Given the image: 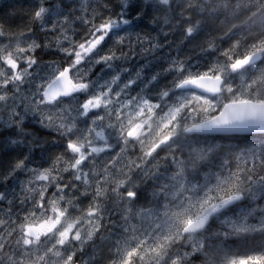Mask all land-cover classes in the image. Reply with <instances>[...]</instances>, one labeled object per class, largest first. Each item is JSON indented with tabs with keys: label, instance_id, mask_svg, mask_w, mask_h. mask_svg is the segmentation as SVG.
Here are the masks:
<instances>
[{
	"label": "snow or ice",
	"instance_id": "1",
	"mask_svg": "<svg viewBox=\"0 0 264 264\" xmlns=\"http://www.w3.org/2000/svg\"><path fill=\"white\" fill-rule=\"evenodd\" d=\"M116 7L37 0L43 39L0 22V151L24 153L0 170V264H264V141L215 142L264 135V0ZM149 9L156 36L132 30ZM206 29L203 64L125 66Z\"/></svg>",
	"mask_w": 264,
	"mask_h": 264
},
{
	"label": "rangeland",
	"instance_id": "2",
	"mask_svg": "<svg viewBox=\"0 0 264 264\" xmlns=\"http://www.w3.org/2000/svg\"><path fill=\"white\" fill-rule=\"evenodd\" d=\"M118 2H119V0H112V4H113V6H114V10H118V8L116 7L117 5H118ZM149 2H152V0H148L146 3H149ZM64 3L65 4H69V3H71V4H77V0H64ZM132 3H133V5H135V6H138V7H143L142 5H144V4H141V3H139V0H132ZM145 3V4H146ZM36 4H37V0H0V12H3L4 10H7V9H9L10 7H12V6H17V7H19V8H16V10H18V11H16V13H14V12H10L9 13V15H11V16H14V17H16V18H19L18 19V25H16V26H12V25H10V26H8L5 22H4V24H5V26L6 27H11L12 29H19V28H25V27H31V28H33L34 29V33H35V35L37 36V37H39V38H41V39H43V37H44V34L41 32V30H40V26H39V24L38 23H31L30 21H31V12L33 11V9H34V7L36 6ZM141 4V5H140ZM151 10V9H150ZM150 10L148 11V13L150 12ZM133 11H135V9H133ZM144 16V15H143ZM146 18H147V16H146ZM138 21V22H137ZM0 22H2V20L0 19ZM133 23L135 24H133V31H135V32H140L141 33V31H137L138 30V23H139V26H142V24L144 25L145 24V22L144 21H142L141 19L140 20H135V19H133ZM152 25V24H151ZM153 26V25H152ZM135 28H137V29H135ZM247 30V29H246ZM257 30V28L256 29H254V31H256ZM159 30H157V32H158ZM208 31H210V30H208V29H206L205 30V32H208ZM157 32H156V34H155V32H153V36H156L157 35ZM214 31H211V33H213ZM216 32V31H215ZM216 34H218V32H216ZM149 35V34H148ZM161 36L162 35H160L159 36V39H161ZM208 38V36H207V34L206 33H201L200 35H198V36H196V42H202V41H204V40H206ZM164 39V38H163ZM196 42H195V44H196ZM111 44H112V41H108V45L107 46H111ZM177 45H175V47H176ZM177 48V52H179V51H182V49L183 50H186V47H185V49L182 47V46H177L176 47ZM104 50L106 51L107 50V47H105L104 48ZM39 56H40V58H41V61L42 62H48V61H51V60H61L62 58L59 56V55H57L56 53H54V52H50V51H47V50H45V51H43V52H40L39 54H38ZM160 54H158V56H159ZM156 57L157 58V61H156V63L153 65H149V66H146V67H144V71H143V73H142V76L145 78L146 76V78H150L153 74H155V73H158V72H162V70H163V64H164V59H162V57ZM143 58H145V57H136L135 58V60L133 61V60H131V61H129V63H128V65L126 64L125 66L126 67H129L130 69H132V72H133V74L135 73V71L136 70H139L141 67H143L145 64V61H143ZM162 60H161V59ZM141 60H142V62H141ZM163 62H161V61ZM184 60H189V59H184ZM159 61V62H158ZM136 63H138V64H136ZM161 63V64H160ZM192 63V62H191ZM194 63H197V62H194ZM144 64V65H143ZM134 67H133V66ZM155 65H157V66H155ZM158 65H160V66H158ZM162 65V66H161ZM151 66H153V67H151ZM131 67H133V68H131ZM140 67V68H139ZM148 67V68H147ZM160 67V68H159ZM157 69H159V71L157 70ZM162 69V70H161ZM154 70V71H153ZM156 70V71H155ZM151 74H150V73ZM161 78H163L164 79V77H161ZM161 80V79H160ZM238 82V81H237ZM158 86H159V84H158ZM158 86H156L157 88H158ZM153 90H156L155 88L153 89ZM151 95H155V91H153L152 93H151ZM50 139H51V137H49ZM233 140V139H232ZM229 140L228 141V139H224L223 141L224 142H222V144L224 143V144H228V143H232V144H236V143H243V142H247V143H253V142H255L256 143V141L255 140H249V139H245V141H238V142H236L235 140ZM249 140V141H248ZM236 142V143H235ZM57 151L56 149H53L52 151L53 152H55V151ZM23 154L24 153H22L21 151H19V150H12V149H9L7 152H4V151H0V170H3L4 168H6V167H8L12 162H14L16 159H19V158H22V156H23ZM41 165H43V166H48V162H46L45 160H43V159H41V154H40V152L39 151H36L34 154H33V156L30 158V163H29V166L30 167H38V166H41ZM18 176H19V178L21 179V180H25L26 179V175L24 174V173H18ZM254 222V221H253ZM234 238V237H233ZM232 238V239H233ZM231 239V240H232Z\"/></svg>",
	"mask_w": 264,
	"mask_h": 264
},
{
	"label": "trees",
	"instance_id": "3",
	"mask_svg": "<svg viewBox=\"0 0 264 264\" xmlns=\"http://www.w3.org/2000/svg\"><path fill=\"white\" fill-rule=\"evenodd\" d=\"M148 0H139V3H141V4H145L146 2H147ZM140 4V5H141ZM143 6V5H142ZM16 8H19V7H17V6H12V7H10L9 9H7V10H4L3 12H0V19L2 20V22L4 23H6L8 26H10V25H12V26H16V25H18L19 23H18V19L19 18H16V17H14V16H11V15H9V13L12 11V12H14V13H16V11H18V10H16ZM151 12H149L146 16L148 17V18H145L146 16L144 15L143 17L144 18H142V20L145 22V26H139V24L137 25L138 26V31H141V34H149L150 35V33H151V35L153 36V30H152V28H153V26L151 25V18L154 16V15H158V14H156L154 11H152V10H150ZM151 14H153V15H151ZM151 15V16H150ZM150 19V20H149ZM147 23V24H146ZM142 27V28H141ZM151 27V28H150ZM143 28H144V30H143ZM147 28V29H146ZM150 28V29H149ZM255 29V28H254ZM254 29H253V31H254ZM147 30V31H146ZM149 30H150V32H149ZM211 31H213V30H210V31H208V32H202V33H206L207 34V36H208V38H209V36L210 35H218V34H216V32L214 31L213 33H211ZM243 31H244V33H243ZM242 31V34H245V32H246V34H247V30L246 29H244ZM256 31H258V28H257V30ZM143 32V33H142ZM144 32H146V33H144ZM176 33V32H175ZM171 34V36H168L167 37V39L165 40V38H164V36L162 37L161 36V43H165L164 45V47L162 48V49H160L161 50V52H160V50H158L156 53H154V54H150L151 56H153L152 58H151V63L149 64V65H151V64H153L154 65V63H156V61H157V56H158V53L160 54L159 56L160 57H162V59H164V66H163V68L165 67H167L168 66V64L170 63V61L173 59V58H175L176 56H179L181 59H189V58H191V62L192 63H194V62H199V63H201V64H203L204 63V60H207L208 58L210 59V57H208L207 58V56H203L202 57V54L200 53V50H199V45L201 44V43H203L204 41H202V42H199V44H198V42L195 44V42L197 41L195 38H189V39H185L181 34H178V33H180V32H178L177 31V33L176 34ZM180 35V36H179ZM171 37V38H170ZM174 37V38H173ZM182 37L184 38V39H182ZM164 38V39H163ZM170 38V39H169ZM173 38V39H172ZM181 38V39H180ZM207 38V39H208ZM176 39V40H175ZM190 39H192V40H190ZM165 40V41H164ZM178 40V41H177ZM187 40H188V42H187ZM191 41H192V43H191ZM184 42V43H183ZM171 43V44H170ZM174 43V44H173ZM193 43H194V45H193ZM185 46H184V45ZM198 44V45H197ZM168 45V46H167ZM175 45H178V46H181L182 45V47H186V50H184L185 52H183V50L182 51H179V52H177V49H176V47H175ZM191 45H193V49H192V52H191V48H192V46ZM197 45V46H196ZM195 46H196V48H195ZM191 47V48H190ZM165 48V49H164ZM168 48V49H167ZM174 48V49H173ZM195 48V49H194ZM176 49V50H175ZM198 49V50H197ZM189 51V52H188ZM164 52H166V53H164ZM198 54H197V53ZM163 53V54H162ZM178 53V54H177ZM182 53V54H181ZM189 53H192L193 54V58L191 57L192 55L191 54H189ZM194 53H195V55H194ZM165 54V55H164ZM180 54V55H179ZM189 54V55H188ZM197 54V55H196ZM169 55V56H168ZM175 55V56H174ZM181 55H182V57H181ZM187 55V56H186ZM189 56V57H188ZM198 56V57H197ZM140 57V56H139ZM155 58V59H154ZM167 59V60H166ZM195 59V60H194ZM199 59V60H198ZM143 60L145 61V58H143ZM200 60H203V63H202V61H200ZM144 64H146V61H145V63ZM148 65V66H149ZM145 66V65H144ZM147 66V65H146ZM169 78L171 79V77L170 76H168L167 77V81L165 80V78H164V81H163V78L159 81V82H161L159 85H160V87H162L165 83H167L168 82V80H169ZM163 82H164V84H163ZM162 85V86H161ZM41 135L43 136L44 134H43V131L41 130ZM46 139H50L49 137H45ZM243 139L244 138H238L237 140L238 141H243ZM255 140L256 141V143H260L261 141H264V135H256V136H253V137H251V138H249V140ZM233 140H235V139H233ZM236 141V140H235ZM260 141V142H259ZM235 242L236 241H234V240H230L229 241V247H231V249H234V248H236V245H238L237 243L235 244ZM255 243V244H259L258 242H256V240L254 239H252V238H249L247 241H245V240H241L240 242H239V246L237 247V249L239 250V252H241V253H246V252H249L250 250H251V245H252V243Z\"/></svg>",
	"mask_w": 264,
	"mask_h": 264
},
{
	"label": "bare ground",
	"instance_id": "4",
	"mask_svg": "<svg viewBox=\"0 0 264 264\" xmlns=\"http://www.w3.org/2000/svg\"><path fill=\"white\" fill-rule=\"evenodd\" d=\"M143 4H144V3H143ZM149 10H150V9H149ZM149 10H148V11H149ZM150 12H151V11H150ZM147 14H148V13H147ZM156 14H157V13H156ZM151 15H153V14H151ZM151 15H150V16H151ZM145 16H146V15H145ZM143 18H144V17H143ZM145 18H146V17H145ZM147 18H148V17H147ZM141 20H142V19H141ZM149 20H150V19H149ZM142 21H143V20H142ZM137 22H138V21H137ZM145 22H146V21H145ZM133 24H134V23H133ZM138 24H139V23H138ZM146 24H147V23H146ZM134 25H135V24H134ZM142 25H143V24H142ZM143 26H145V25H143ZM141 28H142V27H141ZM150 28H151V27H150ZM150 28H149V29H150ZM135 29H137V28H135ZM146 29H147V28H146ZM255 29H256V28H255ZM143 30H144V28H143ZM137 31H138V30H137ZM144 31H145V30H144ZM146 31H147V30H146ZM242 31H243V30H242ZM149 32H150V30H149ZM178 32H179V31H178ZM142 33H143V32H142ZM144 33H146V32H144ZM176 33H177V32H176ZM176 33H175V34H176ZM243 33H244V31H243ZM146 34H147V33H146ZM155 34H156V32H155ZM178 34H180V33H178ZM213 34H214V33H213ZM245 34H246V32H245ZM150 35H151V33H150ZM169 36H171V35H169ZM179 36H180V35H179ZM162 37H163V36H162ZM170 38H171V37H170ZM170 38H169V39H170ZM173 38H174V37H173ZM173 38H172V39H173ZM195 38H196V37H195ZM180 39H181V38H180ZM182 39H184V38L182 37ZM159 40H160V39H159ZM161 40H162V39H161ZM161 40H160V41H161ZM175 40H176V39H175ZM190 40H192V39H190ZM164 41H165V40H164ZM177 41H178V40H177ZM187 42H188V40H187ZM183 43H184V42H183ZM191 43H192V41H191ZM196 43H197V42H196ZM164 44H165V43H164ZM170 44H171V43H170ZM173 44H174V43H173ZM198 44H199V41H198ZM198 44H197V45H198ZM183 45H184V44H183ZM193 45H194V43H193ZM193 45H191L192 48L190 47V48H191V52H192V49H193ZM197 45H196V46H197ZM167 46H168V45H167ZM177 46H178V45H177ZM181 46H182V45H181ZM184 46H185V45H184ZM196 46H195V48H196ZM183 48H184V47H183ZM195 48H194V49H195ZM164 49H165V48H164ZM167 49H168V48H167ZM173 49H174V48H173ZM176 49H177V48H176ZM176 49H175V50H176ZM184 49H185V48H184ZM162 50H163V49H162ZM182 50H183V49H182ZM197 50H198V49H197ZM160 52H161V50H160ZM183 52H185V51L183 50ZM188 52H189V51H188ZM164 53H166V52H164ZM196 53H197V52H196ZM158 54H159V53H158ZM162 54H163V53H162ZM177 54H178V53H177ZM181 54H182V53H181ZM189 54H191V55H192L191 57L193 58V54H192V53H189ZM189 54H188V55H189ZM197 54H198V53H197ZM197 54H196V55H197ZM164 55H165V54H164ZM179 55H180V54H179ZM194 55H195V53H194ZM168 56H169V55H168ZM174 56H175V55H174ZM186 56H187V55H186ZM137 57H138V56H137ZM152 57H153V56H151L150 54L147 55V56L145 57V61H146V64H145V65L148 66V65L151 63V58H152ZM158 57H160V56H158ZM181 57H182V55H181ZM188 57H189V56H188ZM197 57H198V56H197ZM207 58H208V57H207ZM154 59H155V58H154ZM160 59H161V58H160ZM208 59H209V58H208ZM134 60H135V59H134ZM134 60H133V61H134ZM161 60H162V59H161ZM161 60H160V61H161ZM166 60H167V59H166ZM194 60H195V59H194ZM198 60H199V59H198ZM143 61H144V60H143ZM200 61H202V63H203V60H200ZM204 61H205V60H204ZM141 62H142V60H141ZM158 62H159V61H158ZM161 62H162V61H161ZM162 63H163V62H162ZM129 64H130V63H129ZM136 64H138V63H136ZM154 64H155V63H154ZM160 64H161V63H160ZM127 65H128V64H127ZM143 65H144V64H143ZM151 65H152V64H151ZM132 66H133V65H132ZM155 66H157V65H155ZM158 66H160V65H158ZM161 66H162V65H161ZM163 66H164V65H163ZM133 67H134V66H133ZM133 67H131V68H133ZM151 67H153V66H151ZM139 68H140V67H139ZM147 68H148V67H147ZM159 68H160V67H159ZM164 68H165V67H164ZM157 70L159 71V69H157ZM161 70H162V69H161ZM153 71H154V70H153ZM155 71H156V70H155ZM149 73H150V72H149ZM150 74H151V73H150ZM146 77H147V76H146ZM146 77H145V79H147ZM161 79H162V78H161ZM165 80H166V79H165ZM169 80H170V78H169ZM163 81H164V79H163ZM166 81H167V80H166ZM161 82H162V81H161ZM161 82H159V84H160ZM163 84H164V82H163ZM157 86H158V85H157ZM161 86H162V85H161ZM158 87H160V85H159ZM153 91H155V90H153ZM217 140H218V139H217ZM221 141L224 142L223 140H221ZM228 141H229V140H228ZM232 141H233V140H232ZM243 141H245V140H243ZM248 141H249V140H248ZM236 142H238V140H237ZM236 142H235V143H236ZM259 142H260V141H259ZM261 142H262V141H261ZM223 144H224V143H223ZM54 151H55V150H54Z\"/></svg>",
	"mask_w": 264,
	"mask_h": 264
},
{
	"label": "flooded vegetation",
	"instance_id": "5",
	"mask_svg": "<svg viewBox=\"0 0 264 264\" xmlns=\"http://www.w3.org/2000/svg\"><path fill=\"white\" fill-rule=\"evenodd\" d=\"M241 137L244 138L243 140H245V137H246V136H241ZM241 137H239V138H241ZM252 137H253V136H252ZM249 138H251V136H247V137H246V139H249ZM217 139H218V140L215 141L216 143H222L221 140H224V139H220L219 137H218ZM237 139H238V138H237ZM237 139H235V140L237 141ZM252 140H253V139H252ZM250 238H252V237H250ZM252 239H253V238H252ZM254 239H255L256 242H258L259 244L262 242L258 236L255 237ZM232 240L236 241L235 244H236V243L238 244V245H236V248H234V249H232V250H233L234 252H237V253L241 254V255L245 254V253H241V252H239V250L237 249V247L239 246V242L241 241V239L234 237ZM246 253H247V252H246Z\"/></svg>",
	"mask_w": 264,
	"mask_h": 264
},
{
	"label": "water",
	"instance_id": "6",
	"mask_svg": "<svg viewBox=\"0 0 264 264\" xmlns=\"http://www.w3.org/2000/svg\"><path fill=\"white\" fill-rule=\"evenodd\" d=\"M247 135H262V134H259V133H256V134H245L244 136H247Z\"/></svg>",
	"mask_w": 264,
	"mask_h": 264
}]
</instances>
